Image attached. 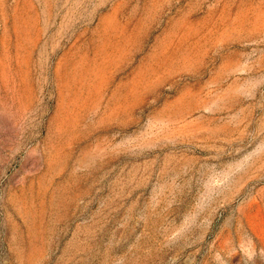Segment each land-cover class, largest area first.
<instances>
[{"label":"rangeland","instance_id":"1","mask_svg":"<svg viewBox=\"0 0 264 264\" xmlns=\"http://www.w3.org/2000/svg\"><path fill=\"white\" fill-rule=\"evenodd\" d=\"M0 264H264V0H0Z\"/></svg>","mask_w":264,"mask_h":264}]
</instances>
